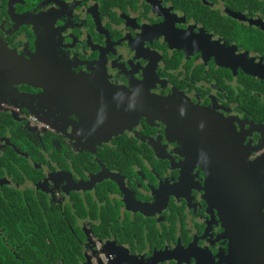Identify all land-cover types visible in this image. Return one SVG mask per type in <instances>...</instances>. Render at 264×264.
Masks as SVG:
<instances>
[{
  "label": "flooded vegetation",
  "instance_id": "af4514ba",
  "mask_svg": "<svg viewBox=\"0 0 264 264\" xmlns=\"http://www.w3.org/2000/svg\"><path fill=\"white\" fill-rule=\"evenodd\" d=\"M0 216L19 264H264V0H0Z\"/></svg>",
  "mask_w": 264,
  "mask_h": 264
},
{
  "label": "trees",
  "instance_id": "16d2710c",
  "mask_svg": "<svg viewBox=\"0 0 264 264\" xmlns=\"http://www.w3.org/2000/svg\"><path fill=\"white\" fill-rule=\"evenodd\" d=\"M1 218V216H0ZM6 250L0 251V264H19L17 262H15L14 258L11 257H7L6 255Z\"/></svg>",
  "mask_w": 264,
  "mask_h": 264
}]
</instances>
